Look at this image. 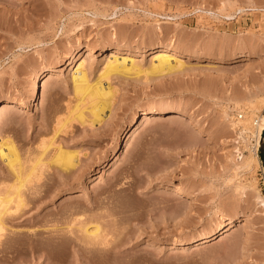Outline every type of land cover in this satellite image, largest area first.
<instances>
[{
    "label": "rangeland",
    "instance_id": "obj_1",
    "mask_svg": "<svg viewBox=\"0 0 264 264\" xmlns=\"http://www.w3.org/2000/svg\"><path fill=\"white\" fill-rule=\"evenodd\" d=\"M163 46L180 49L182 69L146 74ZM123 56L143 71L102 78L114 91L102 121L91 124L88 97V118L76 117L78 62L94 85ZM46 70L36 109L32 89ZM259 95L264 0H0V139L16 147L22 188L33 189L22 223L10 222L21 240L0 251V264H263L264 134L256 170L237 171L231 159L264 113L245 97ZM160 110L135 136L121 134L112 158L120 128ZM176 110L188 114L168 117ZM59 146L76 154L74 167L53 160ZM16 172L0 156L1 199L16 197Z\"/></svg>",
    "mask_w": 264,
    "mask_h": 264
},
{
    "label": "bare ground",
    "instance_id": "obj_2",
    "mask_svg": "<svg viewBox=\"0 0 264 264\" xmlns=\"http://www.w3.org/2000/svg\"><path fill=\"white\" fill-rule=\"evenodd\" d=\"M166 50H167L166 47H164V46L161 47V49L159 50L160 53L158 55H156V59L152 61L150 68L145 71L146 74L160 73V75H162V74H169V73L179 71L182 69L184 62L181 58L176 56V55H178V53H179L178 51H180V49L173 50L172 54H169ZM77 67H78L77 69H78L79 73H81V75H74L73 81H74V87H75L76 92H78V94L82 95V97H81L82 101H81V103L79 102L76 105L77 109L75 111H77V112H74V113H76V117L80 118L82 121H86V116L88 118V115L86 113L89 110L90 111L89 117L91 115L90 121H91L92 125L94 124L95 121H98V122L102 121L103 120V113L105 112L106 108L111 107V98L113 97L114 91L112 90L111 86H104L103 85L102 78L107 77L112 73H125L126 74V73H132V72L133 73L134 72L139 73V72L143 71L138 66V64L135 62V60L133 58L129 59L127 56H123L121 59H119L118 57H114L113 59H111L107 62L106 66L104 67L105 69H104L102 76L100 75V78L96 81V83L94 85H92V84L90 85V83L89 84L87 83L88 78H86L85 72L83 71V70H85L84 69L85 61L80 60L78 62ZM51 76H52V72L50 70H46L44 75L40 78V80L33 87L32 95H31V102H32L33 108L37 109L39 107V99L41 97V90L47 86ZM257 95H258V93H257ZM86 97H88V99H90V101H91V103L89 102L91 105L90 109L86 108L87 111H86L85 107L82 106L83 105L82 102H83V100L86 99ZM245 98L247 99V101L251 107L256 106L254 108L257 109V108H260L262 106L264 109V96L261 97L259 100L257 99L258 100L257 103H255L254 100H252L249 96L245 97ZM243 100H244V97H243ZM0 103H1V100H0ZM84 105H85V103H84ZM5 106L10 107L12 105H8V103H7ZM163 113H164V111H161V110L160 111H154V112H145V113H142L140 115L135 116L133 125L130 127V129L128 131H126L125 128L121 127L120 133L118 134V137L115 139V141H113V146L111 149L112 158H114L115 156H118V154L121 151V138L119 137L121 134H124L125 132L127 134L128 132H130L129 136H135L139 132V129H140L142 124H144L145 122H147L151 119L160 118ZM168 114H170L168 117L172 118V117H180V116H183V115L188 114V113H186L184 111L176 110V111H170ZM226 115H227V112H226ZM74 116H75V114H74ZM242 121H243L242 119H239L234 123V124L239 126L238 127L239 132L246 130L245 126L242 125V123H240ZM253 121H256L257 125L255 126V128L252 132L253 134L251 136H249V139L251 141H253V140L255 141L253 144L255 149L251 150V152H253V154H251L249 156L244 155L243 158H239L237 153H235L236 157L239 159L236 160L235 157H233L231 159L234 160L233 161L234 166H235V169L237 171L256 170V168L261 166L260 158H259L258 154L255 153V151H256L257 146L261 143V139L263 137L264 113L258 114L257 119L253 120ZM196 126L199 129L203 128V125L200 122H197ZM57 149L58 150L55 153V157L53 160L54 161L56 160V162L59 163L61 167L63 166L64 169H67L69 167H74V165H76L75 164V159L77 158L76 154H74V153L70 154L69 151L62 150L61 146H59ZM0 156L6 157L8 159V163L11 165V167L16 169V171H17L16 174L18 177V181L16 183L17 184V187H16L17 188V190H16L17 195H14L16 197H13L10 195L11 197L7 196V198H2V199L0 198V251L3 252V251H6V249H9L8 247H10V246L12 247V245L14 243H16L17 241L19 242V240H21L19 235L22 233H20V231H19L20 234L18 233V235H16L17 230L13 229L12 228L13 226L10 227L12 225V224H10V222L11 221L13 222V220H15V221L21 220L20 223H22V221H23L22 217L24 216V212L26 213V211L22 212L21 206L25 207V205L27 203H29V200L27 198L29 196L28 193L30 191H33V189L32 190L30 189V191L28 192L27 191L28 188H26V187H25V189H24V187L22 188V185L24 184V183H22L23 178L21 177L22 169L19 168V166H18L21 163L20 156H19V153H18L16 147L14 146V144H12V142L9 141L8 139H0ZM16 166H17V168H16ZM35 168H36V164L32 165V167H30L29 172L30 173L33 172L35 170ZM30 173H28V174H30ZM179 192H183L184 194H188V195L190 194L189 191H187L186 189H184L182 187H180ZM31 193H34V192H31ZM15 198H17L16 199L17 201H15ZM13 200L15 201V203H17V204H15L17 206L12 205L11 202H13ZM262 200H263L262 202H264V199H262ZM11 206H13V207H11ZM19 208H20L21 212H18ZM25 220H28V218L26 217ZM15 221H14V223H15ZM233 222H234V219L232 217H230L228 219V221L225 222L224 225L221 226L220 232L224 233L226 230L230 229L232 227ZM88 224L89 223H86L84 225L82 224L84 233H86L87 236H92L93 238H95L96 236L99 237V235L101 234V232L99 230V225L95 224V225L88 226ZM51 227H52V225H51ZM57 227H56V229L55 228L51 229V231L52 230L54 231V236L52 234V238H53L52 240L53 241L49 240L51 238L50 237L51 235L49 236L50 238L47 239L50 241L49 244H51V241H52V243L54 242L53 245L56 242H58L56 240H58L57 239L58 238L57 235L59 233L58 228H60V227H58V228ZM17 228H19V227H17ZM55 231L56 232L58 231V232L55 233ZM209 236H210V233L203 235L200 238L201 242H199L197 245L204 242V240L207 239ZM22 237H23V235H22ZM40 240H41V244L43 246L45 244L44 242H46V240L45 241L42 239H40ZM42 241L44 244L42 243ZM49 241H47V242H49ZM31 244H32L31 247L34 246L35 248H38L37 246H38L39 242L36 243V241H35L34 243L31 242ZM41 244H39V245H41ZM3 253L5 254L6 252H3ZM263 264H264V262H263Z\"/></svg>",
    "mask_w": 264,
    "mask_h": 264
},
{
    "label": "built area",
    "instance_id": "obj_3",
    "mask_svg": "<svg viewBox=\"0 0 264 264\" xmlns=\"http://www.w3.org/2000/svg\"><path fill=\"white\" fill-rule=\"evenodd\" d=\"M243 117L244 116L242 114H239V118H243ZM254 125H257V122L256 121H254ZM240 136H241V138H244L247 135L244 136L243 131H241L240 132ZM242 136H244V137H242ZM254 142H255L254 140L253 141L250 140V142H246V141H240L239 142V145H238L237 150H236V153L239 156V158H243L244 155H246V153L248 151H251V150H254L255 149V147L253 146ZM260 146H261V143L257 146L256 151H255L258 154V156H259Z\"/></svg>",
    "mask_w": 264,
    "mask_h": 264
},
{
    "label": "trees",
    "instance_id": "obj_4",
    "mask_svg": "<svg viewBox=\"0 0 264 264\" xmlns=\"http://www.w3.org/2000/svg\"><path fill=\"white\" fill-rule=\"evenodd\" d=\"M262 158L264 159V149H263V151H262Z\"/></svg>",
    "mask_w": 264,
    "mask_h": 264
},
{
    "label": "water",
    "instance_id": "obj_5",
    "mask_svg": "<svg viewBox=\"0 0 264 264\" xmlns=\"http://www.w3.org/2000/svg\"><path fill=\"white\" fill-rule=\"evenodd\" d=\"M263 134H264V132H263Z\"/></svg>",
    "mask_w": 264,
    "mask_h": 264
}]
</instances>
